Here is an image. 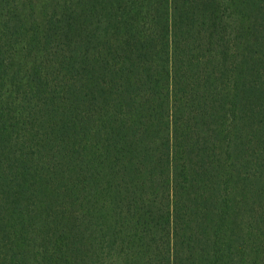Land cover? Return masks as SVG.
<instances>
[{
    "label": "trees",
    "instance_id": "16d2710c",
    "mask_svg": "<svg viewBox=\"0 0 264 264\" xmlns=\"http://www.w3.org/2000/svg\"><path fill=\"white\" fill-rule=\"evenodd\" d=\"M0 264H264V0H0Z\"/></svg>",
    "mask_w": 264,
    "mask_h": 264
}]
</instances>
